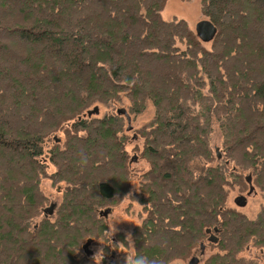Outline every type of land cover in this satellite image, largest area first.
Segmentation results:
<instances>
[{
  "label": "trees",
  "instance_id": "trees-1",
  "mask_svg": "<svg viewBox=\"0 0 264 264\" xmlns=\"http://www.w3.org/2000/svg\"><path fill=\"white\" fill-rule=\"evenodd\" d=\"M166 1L0 0V264H97L83 245L104 237L99 212L129 187L124 116L81 114L121 95L128 114L155 108L141 130L150 167L131 196L145 212L131 264L184 260L210 234L221 253L207 264H264V207L248 219L224 205L240 171L264 191V0H201L217 28L209 48L184 19L162 18ZM71 120L47 151L65 186L45 217L43 144ZM250 246L260 259L237 257Z\"/></svg>",
  "mask_w": 264,
  "mask_h": 264
},
{
  "label": "rangeland",
  "instance_id": "rangeland-1",
  "mask_svg": "<svg viewBox=\"0 0 264 264\" xmlns=\"http://www.w3.org/2000/svg\"><path fill=\"white\" fill-rule=\"evenodd\" d=\"M161 16L164 20L168 21L173 18L184 19L189 28L194 32L195 25L198 21L205 19L206 17L201 11V0H167L162 11ZM206 48L210 47L211 42L203 43ZM99 112L97 115H91L87 117L84 111L81 116L91 120L95 117H102L105 114L114 113L118 108H126L129 102L124 95H121L120 102H114L111 105L97 104ZM94 106L89 107V109ZM128 112V111H127ZM130 114V113H129ZM155 116V108L150 101L146 102V108L139 114H130L129 124L124 117V135L126 137L125 150L128 155L127 158V172L129 187L125 196L117 197L116 202L111 204H105L101 209L109 208L110 211L106 217H104V223L106 225V232L103 238H94L89 245V249L92 251L91 256L97 262V264H131L133 255V243L130 237V233L133 228L139 225L145 216L143 206L136 200H132L131 196L139 192V185L141 176L150 167L149 160L143 155L145 148V138L142 136V129L153 119ZM74 122L71 120L55 131L43 144L44 154L43 159L46 163L47 176L40 181V187L42 193L47 198V204H58L63 197L64 182H53L50 178L51 174L55 172V167L48 160L49 155L47 151L53 147L54 144H58L62 147L67 139V132L65 128L70 127V124ZM130 126V130L127 127ZM210 146L212 152L217 151L220 154L219 161L224 157V149L222 147L221 134L217 124H213L212 132L210 134ZM134 158V159H133ZM216 163V162H214ZM213 163V164H214ZM226 166H232L237 172L240 171L237 167H234L229 161L225 162ZM208 167L206 161L197 158L190 164V168L194 171L200 172L201 169ZM241 182L239 184L234 183L232 178L228 179L227 185L224 186L226 191L225 207L233 209L240 214H243L248 219H255L261 208L264 207V191L253 183V177H251L252 184L254 186L253 191L247 195L248 184L245 181V177L250 173L247 171L241 172ZM49 175V177H48ZM242 195L246 198V204L243 207L237 206L234 199ZM122 233L125 241H115L117 234ZM214 235V234H212ZM210 236V235H209ZM208 237L203 238L200 243H203V248H200V243L194 248L192 253L184 260H175L170 264H187L191 256L196 255L198 257L197 264H207V261L216 253H221L215 245H212L211 241H208ZM216 236V235H214ZM237 257L244 259H260L261 253L259 248L250 246L240 251Z\"/></svg>",
  "mask_w": 264,
  "mask_h": 264
},
{
  "label": "water",
  "instance_id": "water-1",
  "mask_svg": "<svg viewBox=\"0 0 264 264\" xmlns=\"http://www.w3.org/2000/svg\"><path fill=\"white\" fill-rule=\"evenodd\" d=\"M194 33L196 35V37L203 43H207V42H211L216 33H217V28L214 26V24L208 20V19H202L200 21H198L195 25V28H194ZM99 112V109H98V106H94L93 108L91 109H88L85 113V115L87 117H90L91 115H97ZM116 113L118 115H123L126 119V122L129 124L130 122V115L128 114V112L126 111L125 108H118L116 110ZM130 126L127 127V130H130ZM216 153V156L218 159H220V154L215 151ZM134 159V158H133ZM245 181L247 182L248 184V192H247V195L250 194L253 189H254V186L252 184V181H251V175L249 174L248 176L245 177ZM234 202L235 204H237V206H240V207H243L245 204H246V198L242 195H239L237 196L235 199H234ZM55 206H56V203H51L49 206H47L46 208L43 209V215L46 217V216H49V215H52L54 209H55ZM110 209L107 208L105 210H102L99 212V215L102 216V217H106L109 213ZM207 233L210 232V229H207L206 230ZM210 241H213L215 242L217 240L216 236L210 234L209 238H208ZM91 243V239H88L85 244L83 245V251L85 254L87 255H91L92 254V251L89 249V245ZM200 248L202 249L203 248V243H200ZM198 263V257L196 255H193L191 256V258L188 260L187 264H197Z\"/></svg>",
  "mask_w": 264,
  "mask_h": 264
}]
</instances>
